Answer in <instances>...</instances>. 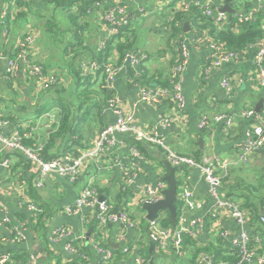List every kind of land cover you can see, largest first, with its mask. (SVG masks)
<instances>
[{
	"label": "crops",
	"instance_id": "1",
	"mask_svg": "<svg viewBox=\"0 0 264 264\" xmlns=\"http://www.w3.org/2000/svg\"><path fill=\"white\" fill-rule=\"evenodd\" d=\"M102 1L104 5L106 2V6L116 3L133 5V19L129 28V32L132 31V33L128 34V38L136 39L135 51L145 53L147 59L141 65L142 70L141 68L140 70L132 68L134 73L126 71L118 77L113 94L119 106L133 114L139 127L152 129L159 125L163 116H170L175 111L171 101H166L159 107L140 101L141 89L145 87L142 76L148 75V78L154 81L161 80L162 83H166L170 78L172 68L180 58L179 36L173 34L169 20L170 22L175 20L176 13L184 1L209 6L217 5L224 8L226 0H216V3L212 0H137L135 4H131L129 0ZM10 2L11 0H0V14L7 9ZM31 3L39 16L30 15V23L21 27L12 26V30L18 32L13 40H9L10 32L9 35H4L0 24V123H6L1 132L6 137L17 134L24 136L26 133H30L32 137L27 141L34 140L33 146L30 145V147L46 145L50 136L57 131L58 125H60L62 115L60 108L57 107L58 104L55 103L58 97L63 96L67 103L74 100L73 106H69V109L75 119L80 117L76 120V122L80 121V127L77 129L80 132L67 138H56L48 153L52 157L67 152L82 154L92 148L94 139L103 127L114 124L115 115L111 109H106L104 106L99 120L95 112L92 113L93 117L85 119L82 117V110L77 105L80 101L76 100L77 97L68 93H64V95L48 94L47 91L58 89L61 86L69 90L76 82L71 69L72 61L64 55L62 50L74 36L73 31L76 24L74 26L73 16L79 20L80 26H84L81 34L84 37L83 49L85 51L83 53V49L79 50L84 54L78 58L77 62L79 63L83 59L88 62L97 61L92 60L91 51H95L103 41H107L111 37L109 28L99 10L81 16L79 5L70 7L64 5L62 7L55 2L47 3L44 0H31ZM177 3L180 4L177 5ZM258 6L262 7L263 14L264 0H235L231 4L235 13H226L229 18L226 21L217 22V25L220 29L232 30L235 26V23H232V16L245 14ZM141 8H144L145 11L140 12ZM54 20L56 21V30L58 31V25H61L62 31L68 34L62 40L59 34L55 33L59 40H62V44H59L58 50L51 52L50 47H41L43 45L42 42L40 43L41 33L44 40L55 37L53 35L48 37L45 32L31 28L37 23L45 22L44 25L48 30V22H54ZM186 24L189 25L190 32L185 33L184 37L201 39L198 47L191 46L190 58L185 70L184 94L187 122H175L168 131L158 127V134L179 154L188 157L195 158L199 151H202L203 157L216 156L220 159H235L244 143L246 130L257 124L256 119H243V111L246 109L256 111L257 106L262 104L261 112L258 114L264 115V88L258 86L256 81L254 51L247 49L241 53L236 52L235 59L231 63L206 73L207 62L213 52L210 45L215 42L207 32L204 34L197 32L188 21L183 22V29ZM72 27L74 28L72 29ZM236 29L237 27L233 30ZM29 33L37 37V43L35 42L30 48L29 56L33 57L31 59L36 64L43 67L48 78L57 79V83L48 90L39 91L38 79L29 72L26 63L19 60L17 56L24 35ZM116 44L118 43L116 42ZM53 58H56L55 62H53ZM13 61H15L17 69L12 65ZM109 63L118 65L119 55L116 50L109 58ZM91 74L96 75L95 73ZM227 78L234 85L231 98L226 95L222 87L223 80ZM102 80L104 81L103 74L99 77V81L102 82ZM153 86L162 85L155 82ZM91 97L94 100L99 99V97ZM45 105L50 107L46 111H42ZM220 114H226L233 118V127L229 132H227L225 124L215 121V117ZM202 117H207L211 123L207 128L210 131L209 133L205 132L204 137L199 127ZM133 140L134 138L131 136L126 137L122 144L107 150L103 156L87 160L75 183L55 175H48L42 179L40 187L38 183L41 178L32 171L29 162L16 152L2 150L0 145V253L18 251L35 255L38 258L37 264H78L76 255L65 250L68 243L76 242L80 247L90 250V259L87 264L103 263L102 257L94 249L95 245L100 244L114 253L112 264H135L136 257L139 254L144 255L146 250L150 255L146 264H150L152 258L154 264H195L192 261L194 247L190 245L184 247L182 255H176L171 247L164 252H159L155 247L151 253V247L155 244L150 237L151 225L150 227L145 225L141 229V226L138 225L125 227L113 223L100 224L97 218L98 209H87L75 215L65 213L66 207L77 200L84 188L94 187L99 192L100 199L103 197L110 207L119 206L120 209L126 210L137 220L145 218L149 222L146 218L147 212L143 209L139 198L147 186H156L160 181L168 186L164 181L168 175L163 164L166 156L161 148L149 144L139 145L147 148L146 153H142L133 144ZM133 147L138 150V156L133 152ZM262 152L251 158V165L249 164L248 167L246 165L247 168L243 169L244 171L237 170L238 166L231 168L229 176L221 188L224 196L239 197L241 200L237 197L233 198L245 208L243 196L250 195L252 202L259 208V216L262 215L260 197L264 194V190L260 189L258 193L245 192L238 189L237 180L243 178L253 184L257 182V171L264 170V148ZM46 158L49 159L48 155ZM6 160L9 161L8 167L4 165ZM130 168L137 169L138 177L135 184L129 187L130 192L123 195L122 182L125 169ZM249 168L252 170L247 172ZM176 179L180 182V202L182 199L180 192L184 187H189L195 193L196 199L203 204L202 211H191L186 215L184 224L188 226L193 219L201 220L205 229L195 240L197 247H208L219 237L218 231L214 227L215 222L210 216L214 201L209 185L199 170L187 167L178 168ZM234 191L238 195H233ZM34 195H37L40 203L45 206L44 210L47 214L46 220H44L45 227L41 230L35 228L38 215L35 216L27 207L29 202H38ZM262 199L264 200V196ZM20 201H23L24 204L19 205ZM245 208L244 210L250 218L251 238L261 245L260 249L264 250V224L261 223L260 217L256 216L253 209ZM219 220L222 227L231 236H236L240 232V227L227 211H220ZM20 227H25L27 239L21 244H10L8 238H11L12 232ZM63 229L68 231L69 235L63 239L52 240L51 235ZM81 238L83 239L80 240ZM223 249L227 252H234L229 243ZM145 259L147 258L145 257ZM253 264L259 263L255 261Z\"/></svg>",
	"mask_w": 264,
	"mask_h": 264
},
{
	"label": "built area",
	"instance_id": "2",
	"mask_svg": "<svg viewBox=\"0 0 264 264\" xmlns=\"http://www.w3.org/2000/svg\"><path fill=\"white\" fill-rule=\"evenodd\" d=\"M91 3L90 11H101L102 18L109 28L111 37L117 35L123 28L130 25L133 19L132 6L128 4L116 3L114 5L106 6L102 0H87ZM131 4H135L137 0H129ZM216 3V0H212ZM193 7L199 8L203 14L208 17L214 18L216 22L226 21L229 17L226 13L222 12L221 6H209L202 5L200 3H189L184 1L180 8V11L184 13L190 12ZM140 12H144L145 9H139ZM262 13V7L252 9L245 14H235L234 17L239 23L254 22L257 16ZM175 21V20H173ZM169 20V24L172 27L173 24ZM0 24L3 28L4 35H9L8 26V8L0 14ZM175 26L177 28L183 27L182 21H176ZM37 40L36 35H27L19 45L17 56L19 60L26 63L29 68V72L38 79L39 91L48 90L57 83V79L48 78L45 74V70L39 64H36L33 60H29V50L35 44ZM107 41H103L98 46V52L102 53L105 50ZM201 43L200 38H188L181 36L178 39V47L180 51V58L178 62L172 68L170 78L167 83L168 86H145L141 89L140 101L155 107H159L166 101H171L174 105L175 111L170 116H163L159 125L152 129H143L139 127L135 121L133 114L123 110L117 99L113 96L106 103V109H111L116 117L114 124L108 125L103 128L93 141V146L88 151L82 154L64 153L57 158L47 159L44 155V147L42 145L38 147H30L25 144L24 140L30 139L32 134L14 135L12 137H6L2 134L1 130L6 123H0V145L2 150H10L20 154L23 158L29 162L32 171L37 174L41 181L38 186H42V179L48 175H55L66 179L71 183H75L82 171V168L87 160L97 159L105 154L107 150L113 149L122 144L126 137H133L135 142L141 144H149L162 149L165 154V158L174 167H187L190 169L199 170L206 183L209 185L210 194L214 201L211 218L215 222L214 227L218 231L219 237L225 242H228L234 250V256L236 261H215L210 254L201 253L198 257V264H253L255 261L259 264H264V252H261L260 247L254 248L251 246L252 239L249 230L250 218L244 210L241 203L235 199L224 196L221 192V188L224 185L225 180L228 178L231 168L236 166H246L250 164L251 158L264 148V115H260L254 109H246L242 113L243 119H256L257 124L248 128L245 133V140L241 146L238 156L235 159H220L216 156L203 157L201 161L195 158L188 157L179 154L171 146H169L164 138L158 134V127L164 131H168L175 122H187L185 116L186 97L184 94V77L185 70L189 62L191 46L198 47ZM212 55L210 56L206 73L219 68L226 64L231 63L235 59V53L232 51H225L222 45L212 43L211 45ZM254 51V66L256 68L257 77L256 81L258 86L264 88V38L258 41L256 44L249 47ZM147 59V55L138 51H128L122 63L120 65L113 64H101L98 61H83L81 63V70L83 77L88 76L91 73H96L99 70H103L104 81L103 89L110 93H114L116 89V82L119 76L129 71V69L140 70L143 61ZM12 65L17 69L15 61ZM222 87L226 95L231 98L234 92L233 83L227 78L222 82ZM207 117H202L199 123V127L204 128L207 126ZM215 121L219 124H225L227 132L233 127V118L220 114L215 117ZM133 152L138 156V150L133 147ZM9 161L4 162L5 167H8ZM124 181L122 182V190L127 191L129 187L135 184L138 177V171L136 168L125 169ZM166 184L160 181L156 186H147L145 192L140 196L139 200L142 205L145 203H158L164 200V192L167 190ZM181 202L178 207V220L174 230L162 229L157 223L149 222L151 225L150 237L155 243L159 252H164L170 247L175 250L176 255H182L185 236H191L198 238V236L204 231L205 226L199 219H193L188 226H185L186 215L191 211H202L203 204L196 199L195 193L189 188L184 187L181 195ZM24 202L20 201L19 205H23ZM27 207L34 215H38L39 208L37 203L29 202ZM87 209H98L97 218L100 224H118L125 227H134L135 224L129 220V214L127 212H121L119 214L111 213L110 205L106 201H101L98 191L94 187H86L82 190L77 200L70 206L66 207L65 213L68 215H75L82 213ZM227 211L231 218H233L238 226L240 232L236 236L231 234L222 227L219 220L220 211ZM264 224V210L260 219ZM25 227H20L12 232L11 238H8L10 244H21L27 239L25 236ZM27 233V232H26ZM69 235V232L65 229L54 232L51 235L52 240L63 239ZM81 238L80 240H82ZM95 252L98 253L103 259L102 264H112L114 253L109 251L108 248L95 245ZM66 252L76 255L80 259L78 264L88 262L90 257L87 253L81 252L75 247L74 242L68 243L65 247ZM144 255L139 254L135 259V264H146L147 259ZM12 262V254L9 252L0 253V264H7ZM38 258L35 255H29L28 264H37Z\"/></svg>",
	"mask_w": 264,
	"mask_h": 264
},
{
	"label": "trees",
	"instance_id": "3",
	"mask_svg": "<svg viewBox=\"0 0 264 264\" xmlns=\"http://www.w3.org/2000/svg\"><path fill=\"white\" fill-rule=\"evenodd\" d=\"M47 3H53L55 2L58 6H64L68 5L69 7L72 5H79L80 6V15L85 16L87 13H89L91 7V3H89L87 0H44ZM248 4V3H247ZM8 8V26L11 28L12 26L21 27L23 25L29 24V16L35 15L39 16V14L36 13L34 10V5L31 3V0H11V2L7 6ZM232 23H235V26L233 27L237 29L236 30H223L220 29L217 25V22L214 18L208 17L203 12L197 8L193 7L190 12L184 13L182 11H178L176 13L175 21L172 22V31L173 34H178L179 37L183 36L185 34L183 27L177 28L175 26L176 21H188L191 26L200 34H204V32H207L210 38L215 42V44H219L223 46V49L225 51H232L234 53L236 52H243L244 50L249 49L250 46L256 44L258 41L262 40L264 38V12L263 14L260 13L257 16L256 21L254 22H244L239 23L238 20L232 16ZM72 21L74 22V26L76 24V28L74 29L73 33L74 36L68 43L65 44V46L62 48L64 55L69 57L70 61H72L71 69L73 71V75L76 78V82L72 88L69 90H66L63 86L59 87L58 89H51L48 92V94H58V95H64V93H68L71 96L77 97L76 100L79 101L77 104L79 109L82 110L83 118H90L93 117V112L96 113L97 119L99 120L101 118L103 107L106 106V102L114 96L113 93H110L103 89V80L102 82L99 81V77L102 76L103 71L99 70L97 73L89 74L86 77H83L82 70L80 68V63L84 61V59L79 63L77 62L78 58L84 55L85 49H83V43H84V37L82 36V31L84 26H80L79 20L73 16ZM47 27V26H46ZM48 27L51 30L50 35H53L55 38H57V35L55 34L58 32L56 30L57 26L55 22H48ZM74 27H72L73 29ZM130 25L123 28L117 35H114L113 37H110L107 40L105 50L102 53L97 52V49L95 51H91L92 53V60H97L101 63L108 64L109 58L113 54V51H117L119 55V63L120 65L124 59L125 54L128 51H135L136 49V39L130 40L128 38V34L132 33V31L129 32ZM125 38V40H124ZM179 39V38H178ZM124 40V41H123ZM116 42L118 44H116ZM80 49H83V53H80ZM32 57V56H31ZM29 56V60H32ZM33 58V57H32ZM78 64V66H76ZM142 70V68H141ZM128 73H134L132 69H129ZM97 78V79H96ZM103 79V78H102ZM142 79L144 81V86H153V83L157 82L159 85H162V87L168 86L169 83H162L161 80L154 81L153 79L148 78V75H143ZM93 97H99L98 100H94ZM56 101V100H55ZM55 104H58L57 107L60 108L61 111V121L60 125H58L57 131L50 136V139L46 145H44V152L43 155L46 157L48 155L49 159H54L60 156V154L55 155L52 157L48 152L50 151L51 147L54 145V140L57 138H67L69 136H74L75 134H79L80 130H77L80 127V121L75 119L72 111L69 109V106H73L74 100L71 103H67L65 98L63 96H60L57 98V101ZM89 106L87 109L85 107ZM47 109H43L42 111H46ZM71 111V112H70ZM211 123L207 120V126L204 128H201L202 135L204 137V133H209V125ZM104 128V127H103ZM231 134V133H230ZM230 136V135H229ZM25 144L30 146L34 142V140H31L28 142L27 140H24ZM133 144L143 153H146L147 148L144 146H139L141 143L135 142L133 140ZM33 146V145H32ZM38 147V146H37ZM68 153V152H67ZM77 153V152H76ZM263 153L262 150L258 152ZM257 153V154H258ZM204 154V153H203ZM202 151H199L198 156H195V159L198 161H201L203 159ZM257 182L251 183L247 180L240 178L237 180V187L238 189H242L245 192L249 193H258L260 189L264 190V170L257 171ZM259 186V187H258ZM261 190V191H262ZM123 195H126L130 192V189L127 191H122ZM99 194V192H98ZM233 195H238L235 191L232 192ZM100 195V194H99ZM38 202V208L39 213L36 218L37 223L35 224L36 229H43L45 227L44 220H46V212L44 210L45 206L40 203L38 200V196L34 195ZM264 194L260 197L261 202V211L264 210V200L262 197ZM237 196H229L228 198L234 199ZM240 199L239 197H237ZM245 200V206L243 208L245 209H253L257 217L259 216V208L256 204H254L251 200L250 195L243 196ZM241 200V199H240ZM111 213L119 214L121 212H126V210L120 209L118 206H113L110 209ZM122 210V211H121ZM129 220L131 223L141 226V229L143 226L150 227V223L146 221L144 218L143 220H137L132 215H129ZM170 219V213L169 212H163L159 215V217L156 219V223L162 228L167 230H174V226L171 224ZM99 222V221H98ZM264 236V234H263ZM228 243L225 242L223 239L218 237L216 239V242L213 244H210L208 247L201 248L197 247V242L195 238L186 235L184 240V247L187 245H190L191 247H194L193 257L192 261L195 264H198L197 259L201 253H207L210 254L215 261H236V256H234L233 252H227L224 250V246ZM75 247L78 248L81 252H85L90 257V250L86 247H80V245H77L76 242L74 243ZM102 245V244H100ZM251 246L254 248L261 247L255 239H252ZM175 253V250L172 249ZM261 252H264V250H260ZM163 252V251H162ZM10 253V252H9ZM146 253V254H145ZM144 253V256L147 258V260L150 258L149 252L146 250ZM12 254V262L7 264H28L29 261V255L27 253L18 252L15 251ZM156 258V257H154ZM77 261L79 262L80 259L77 258ZM88 262H83V264H87Z\"/></svg>",
	"mask_w": 264,
	"mask_h": 264
},
{
	"label": "water",
	"instance_id": "4",
	"mask_svg": "<svg viewBox=\"0 0 264 264\" xmlns=\"http://www.w3.org/2000/svg\"><path fill=\"white\" fill-rule=\"evenodd\" d=\"M235 0H226V5L223 8L222 12L234 14L235 11L232 9L231 4ZM185 33H189V25L186 24L184 28ZM262 104L257 106V113L261 112ZM202 145V142H201ZM163 164L168 171V175L164 178V181L168 184L167 190L164 192L165 198L164 200L152 204V203H145L143 205V209L147 212V220L149 222H154L161 213L169 212L171 224L175 227L177 225L178 220V205H179V188L180 182L176 179V171L178 167H174L169 161H163ZM105 199L102 197L101 201ZM155 244L151 247V253H153L155 249ZM150 264H154V259L152 258Z\"/></svg>",
	"mask_w": 264,
	"mask_h": 264
},
{
	"label": "rangeland",
	"instance_id": "5",
	"mask_svg": "<svg viewBox=\"0 0 264 264\" xmlns=\"http://www.w3.org/2000/svg\"><path fill=\"white\" fill-rule=\"evenodd\" d=\"M180 3H177V5H179ZM236 4V3H235ZM54 22L56 23V21L54 20ZM45 24V22H43V23H37V24H35V25H33L32 26V30H37V31H39V30H41V32H45L46 33V36H48V37H50V33H51V30L50 29H48V30H46V25H44ZM59 26V30H58V32H56V34H59V36H60V39H64V38H66L67 37V34L68 33H65V32H63L62 31V29H63V27H61V25H58ZM10 28V27H9ZM13 29V27H12V25H11V28H10V30H9V32H10V37H9V40H13L17 35H18V32L17 31H13L12 30ZM155 29V28H154ZM33 32V31H32ZM27 35H33L32 33H29V34H25L24 35V39H25V37L27 36ZM44 39H43V35H42V33H41V38H40V43L42 42V48H44V47H50L49 49H51V52H53V51H56V50H58L59 49V47H60V45L59 44H62L61 42H62V40H59V38L57 37V38H54V39H51V38H47V39H45L44 41H43ZM37 43V42H36ZM18 52V51H17ZM56 61V58H53V62H55ZM50 106L49 105H45L44 106V110L45 109H48ZM40 110H41V108H40ZM192 158H194V157H192ZM253 164H254V161H253ZM252 164V165H253ZM251 165V164H250ZM240 166H238L237 167V170H239V169H242V171H244L243 169H245V168H247L248 167V165H247V167L246 166H241L240 168H239ZM252 170V168H249V170L247 171V172H250ZM180 194H182V192H180Z\"/></svg>",
	"mask_w": 264,
	"mask_h": 264
}]
</instances>
